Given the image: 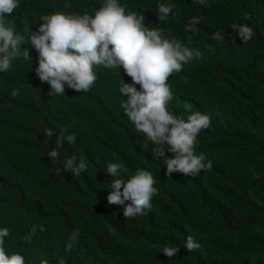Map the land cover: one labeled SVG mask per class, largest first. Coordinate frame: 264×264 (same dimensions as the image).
Segmentation results:
<instances>
[{
  "label": "trees",
  "instance_id": "obj_1",
  "mask_svg": "<svg viewBox=\"0 0 264 264\" xmlns=\"http://www.w3.org/2000/svg\"><path fill=\"white\" fill-rule=\"evenodd\" d=\"M19 2L33 7L30 20L38 21V10L94 15L103 0ZM118 2L126 12L144 15L146 27L201 53L169 77V107L185 120L190 114L186 103L191 111L210 116L211 125L197 137L195 152L203 153L213 167L194 178L178 172L168 177L164 158H153L154 145L143 142L142 150L149 153L142 159L145 166L138 168L163 182L155 184L159 194L147 215L125 218L123 206L107 203V183L100 184L97 196L103 205H93L79 177L64 170L62 163L72 151L67 141L57 149L60 161H51L47 152L57 147L56 138L44 133L65 123L75 124L76 137L90 140L118 131L103 118L105 96L100 98L105 80L106 85L120 83L118 69L96 66L98 78L91 91L65 85L64 95L55 96L37 75L19 77L13 61L10 71L0 73L4 87H21L19 102L11 106L1 99L0 104V168L14 185L9 190L0 183L5 200L0 220H10L5 251L21 253L26 264H58L61 257L65 264H264V0H206L205 5L194 0ZM160 4L172 8L166 21L156 15ZM234 24L252 27V39L243 44ZM217 32L222 40L212 39ZM20 69L24 66L18 73ZM76 148L85 150L78 140ZM92 148L101 150L100 145ZM165 156H172L167 145ZM50 205L53 211L40 214ZM33 226L36 231L30 235ZM76 230L78 239L70 245ZM189 235L200 245L194 252L182 246ZM165 246H179L180 251L169 259L161 252Z\"/></svg>",
  "mask_w": 264,
  "mask_h": 264
},
{
  "label": "clouds",
  "instance_id": "obj_2",
  "mask_svg": "<svg viewBox=\"0 0 264 264\" xmlns=\"http://www.w3.org/2000/svg\"><path fill=\"white\" fill-rule=\"evenodd\" d=\"M194 3L205 5L206 0H194ZM27 5L19 0H0V73L10 71L15 61L14 69L19 77L26 79L31 74L37 75L41 82L50 85V95L55 96L64 95L65 85L77 92L91 91L98 78L94 71L96 66L118 69L121 76L117 81L119 84L106 85L105 80L100 93V98H103L101 94L105 96L102 105L106 113L101 110L103 118L118 130L112 136L93 137V140L78 138L72 133L75 124L67 123L58 124L60 128L58 126L55 130L46 129L44 133L50 140L56 138L57 147L47 152L51 161H60L57 149L67 141L66 146L72 151L62 163L64 170L68 176L79 177L89 202L103 205L97 196L100 195V184L107 183L110 186L105 192L107 203L123 206L125 218L132 220L147 215L152 208V198L159 193L152 173L138 168L145 166L143 160L149 153L142 150L143 142L150 141L154 145L151 150L153 158H164L168 177L178 172L194 178L201 171L212 169L213 162L207 160L205 163V155L195 152L197 137L211 125L210 116L191 111V105L186 103L185 110L190 114L185 120L169 107L173 99L169 77L180 73L183 65L194 57L199 58L201 53L198 50L179 40L166 38L160 29L146 27L144 15L126 12V6L118 0H103L94 15L38 10V21L30 20L35 11L30 5L25 7ZM64 7L70 8L71 5L65 4ZM171 11V6L160 4L156 12L159 21H166ZM232 29L243 44L254 35L253 28L247 24H234ZM212 39L219 41L223 36L219 32L213 33ZM21 48L23 53H20ZM21 66L24 69L18 73L17 68ZM4 83L5 80L0 82V104L2 99L14 106L19 102L21 87L10 89L4 87ZM76 140L85 146V150H77ZM92 145H100L101 150L95 152ZM166 145L171 157L165 156ZM0 183L9 190L14 187L2 167ZM77 198L78 194L75 200ZM4 201L0 197V213L4 210ZM53 210L54 205H50L41 209L40 214ZM9 221L8 218L0 220V264H26L21 253L8 254L5 251ZM46 228L52 229L51 226ZM35 231L33 226L30 235ZM78 236L76 230L69 237L70 245ZM182 246L188 252L200 247L191 235ZM179 251V246H165L161 252L170 259ZM36 263L48 264V261ZM58 264H65L63 257Z\"/></svg>",
  "mask_w": 264,
  "mask_h": 264
}]
</instances>
